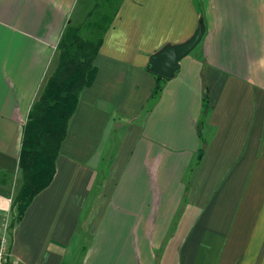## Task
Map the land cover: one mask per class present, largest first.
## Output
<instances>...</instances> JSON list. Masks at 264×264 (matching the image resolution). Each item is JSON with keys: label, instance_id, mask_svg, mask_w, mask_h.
<instances>
[{"label": "crops", "instance_id": "obj_1", "mask_svg": "<svg viewBox=\"0 0 264 264\" xmlns=\"http://www.w3.org/2000/svg\"><path fill=\"white\" fill-rule=\"evenodd\" d=\"M95 2L0 0V225L28 113ZM200 27L148 105L149 58ZM94 67L50 185L9 231L14 262L264 264V0H121Z\"/></svg>", "mask_w": 264, "mask_h": 264}, {"label": "trees", "instance_id": "obj_2", "mask_svg": "<svg viewBox=\"0 0 264 264\" xmlns=\"http://www.w3.org/2000/svg\"><path fill=\"white\" fill-rule=\"evenodd\" d=\"M120 2L96 1L85 21L79 26H68L61 36L56 68L29 111L23 129L19 155L22 183L12 201L10 230L20 221L34 197L45 190L53 179L68 122L76 109L80 92L90 87L94 80L95 57ZM153 77L150 106L158 99L166 81ZM204 109H207V99ZM201 158L199 154L196 164Z\"/></svg>", "mask_w": 264, "mask_h": 264}, {"label": "water", "instance_id": "obj_3", "mask_svg": "<svg viewBox=\"0 0 264 264\" xmlns=\"http://www.w3.org/2000/svg\"><path fill=\"white\" fill-rule=\"evenodd\" d=\"M203 29L198 28L194 36L183 44L166 46L149 58L148 71L164 80L173 77L178 69L180 60L187 56L199 42Z\"/></svg>", "mask_w": 264, "mask_h": 264}, {"label": "built area", "instance_id": "obj_4", "mask_svg": "<svg viewBox=\"0 0 264 264\" xmlns=\"http://www.w3.org/2000/svg\"><path fill=\"white\" fill-rule=\"evenodd\" d=\"M9 227L8 220L0 225V264H16L9 251Z\"/></svg>", "mask_w": 264, "mask_h": 264}, {"label": "rangeland", "instance_id": "obj_5", "mask_svg": "<svg viewBox=\"0 0 264 264\" xmlns=\"http://www.w3.org/2000/svg\"><path fill=\"white\" fill-rule=\"evenodd\" d=\"M96 1H100V0H96ZM96 3V2H95ZM91 5H92V3H91ZM91 7V6H90Z\"/></svg>", "mask_w": 264, "mask_h": 264}]
</instances>
